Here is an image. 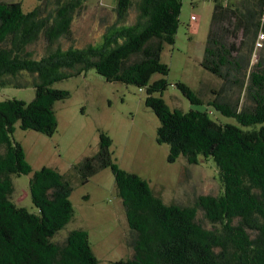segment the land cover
Returning a JSON list of instances; mask_svg holds the SVG:
<instances>
[{"label":"trees","instance_id":"16d2710c","mask_svg":"<svg viewBox=\"0 0 264 264\" xmlns=\"http://www.w3.org/2000/svg\"><path fill=\"white\" fill-rule=\"evenodd\" d=\"M84 0H0V87H34L32 100H0V264H97L84 229L71 230L61 242L52 237L73 216L72 186L49 166L32 172L29 192L37 212L16 205L10 195L13 176L32 171L21 144L12 138L14 124L52 135L57 128L53 105L70 96L52 84L89 68L107 81L145 90V105L158 118L156 141L168 145V161L182 155L189 164L211 158L223 190L200 194L192 204H166L147 180L120 168L112 158L111 138L99 133L96 155L74 165L80 181L99 169L112 171L117 194L133 238L132 257L108 264H264V65L251 66L246 97L250 106L219 98L209 101L237 124L213 119L210 110L170 109L161 96L169 67L160 59L173 44L182 0H116V20L98 44L54 46L71 33L73 12ZM264 0H213L202 66L238 83L249 60L236 43L243 36L264 33ZM132 22L124 20L131 8ZM121 22V23H120ZM43 40L47 51L35 58L29 47ZM233 80V81H232ZM176 86L191 103L201 99L182 82ZM213 111V110H212ZM201 157V158H200ZM211 224L197 220L198 211Z\"/></svg>","mask_w":264,"mask_h":264},{"label":"rangeland","instance_id":"374dc122","mask_svg":"<svg viewBox=\"0 0 264 264\" xmlns=\"http://www.w3.org/2000/svg\"><path fill=\"white\" fill-rule=\"evenodd\" d=\"M21 1L27 8L35 3V0ZM115 2L84 0L73 12L70 35L60 38L54 46L65 49L100 43L107 26L116 20ZM212 8L213 0H182L175 41L166 44L160 54L169 71L166 75L154 73L151 81L160 77L166 79V88L155 95L161 96L170 109L210 110L211 117L216 121L237 124L234 118L220 114L207 103L220 96L230 103L238 100L239 107L251 105V100L246 97L248 72L256 63L264 65V33L258 31L256 35L252 32L243 36L241 31L238 32L236 43L241 41L240 53L249 60L247 74L240 75V84L224 83L222 78L201 64ZM191 15H195L196 20H192ZM134 16L132 7L121 22H132ZM29 49L35 58L47 51L43 40ZM177 82L189 86L201 103H191L178 89ZM52 87L70 93L68 98L53 105L57 128L52 135L22 129L19 122L14 124L12 138L21 144L32 171L13 176L10 199L30 212H37L30 197L29 178L42 166L56 169L69 180L73 216L52 237L53 241L61 242L71 230L84 229L88 232L97 264H108L133 255V233L128 227L111 169H99L82 183L74 168L85 157L97 154L101 131L111 138L110 151L114 162L147 180L153 193L166 204L189 205L200 194H215L220 190L219 174L211 158L189 164L180 155L174 162L168 161L169 148L167 144L156 141L159 121L152 109L145 105L144 89L119 81H107L94 68L55 82ZM34 93L30 84L25 87L3 86L0 87V100L17 98L29 102ZM222 190L223 186L217 194ZM197 220L211 227L202 210L198 211Z\"/></svg>","mask_w":264,"mask_h":264},{"label":"built area","instance_id":"2783aa9c","mask_svg":"<svg viewBox=\"0 0 264 264\" xmlns=\"http://www.w3.org/2000/svg\"><path fill=\"white\" fill-rule=\"evenodd\" d=\"M262 17H264V5H263V7H262ZM190 18H191L192 20H196V16H195V15H191ZM261 36L263 37V34H261Z\"/></svg>","mask_w":264,"mask_h":264}]
</instances>
